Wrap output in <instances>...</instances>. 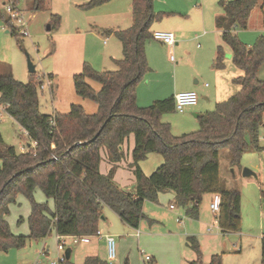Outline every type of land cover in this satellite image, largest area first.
<instances>
[{
    "label": "trees",
    "instance_id": "1",
    "mask_svg": "<svg viewBox=\"0 0 264 264\" xmlns=\"http://www.w3.org/2000/svg\"><path fill=\"white\" fill-rule=\"evenodd\" d=\"M107 1L91 0L87 6ZM32 3L33 11L46 9L45 0ZM257 3L258 0L218 2L221 12L215 17V27L221 41L230 48L232 64L242 71L233 80L239 90L216 103L213 110L197 115L195 131L179 136L173 135L170 124L162 119L175 112L174 96L155 100L146 107L136 102L137 84L149 71L145 44L152 39V22L160 17L153 12L152 0H130V26L112 31L122 52V57L114 61V70L97 71L84 62L81 72L72 76L76 95L96 104L93 114L74 104L66 114H42L33 75L23 83L10 73H0V104L5 105L6 114L16 121L29 141L35 143L34 147L28 144L29 149L20 153L12 146L0 147V250L22 248L27 239H44L52 229L57 235L93 234L103 218V207L114 212L123 224L136 229L146 218L144 201L156 202L158 194L166 191L174 194V201L186 209L189 218L197 217L204 194L218 193L221 201L216 221L220 232L239 230L240 193L221 187L218 157L222 149H227L230 162L237 163L243 153L260 149L264 76L260 77L259 71L264 65V33L248 47L233 31L235 27L246 28ZM5 23L11 35L20 36L8 19ZM58 24V16L51 15L49 30ZM223 60L222 47L218 46L213 67L222 69ZM88 80L98 83L99 90L95 91ZM130 135L134 138L130 164L134 187L127 190L115 184L113 171L123 157L122 148ZM101 151L111 164L105 175L99 170ZM150 153L159 154L163 163L146 176L139 163ZM36 188L52 200V210L47 203L34 200ZM18 194L30 205L26 236L14 235L5 219ZM187 239L199 256L197 242L192 237ZM260 263L264 264V233L260 237ZM61 264L73 263L69 259ZM81 264L108 263L97 256H86ZM191 264L202 262L198 258ZM207 264H222L220 255L212 254Z\"/></svg>",
    "mask_w": 264,
    "mask_h": 264
},
{
    "label": "rangeland",
    "instance_id": "2",
    "mask_svg": "<svg viewBox=\"0 0 264 264\" xmlns=\"http://www.w3.org/2000/svg\"><path fill=\"white\" fill-rule=\"evenodd\" d=\"M89 1L45 0L46 9L42 11L32 10V0L16 1L18 10L27 21L28 36H14L6 32L8 14L5 6L0 5V73H10L23 83L28 82L31 75L35 80L39 76L43 82L48 76L51 77L52 91L37 88L39 112L42 114H66L71 104L81 106L87 114L95 113L97 106L92 100L76 95L72 76L81 72L84 62L97 71L114 70V61L122 57L120 42L112 31L130 26V0H109L88 7ZM217 1L152 0L153 12L160 17L152 22L150 31H163L159 29L165 24V18L174 15L180 24L177 34L182 33L184 40L174 39L177 45L174 44L170 51L173 61L169 60V50L164 44L154 39L147 41L149 71L137 84L136 99L140 107H146L155 100L168 98L170 93H161L166 87H171L174 81L178 86H183L185 83L194 84L196 80L193 86L197 103L185 107L182 113L175 111L164 117L175 136L195 131L198 127L195 115L214 109L215 102L211 97L218 84L217 73L220 70L228 71V61L232 64L230 48L220 42L215 28V17L221 12ZM53 14L58 16L59 24L47 31L46 26ZM238 31L244 32V29L239 28ZM255 38L256 35L248 33L250 42H245V45L252 46ZM218 46L222 47L224 53L226 67L223 69L213 67ZM28 60L34 66V74L27 70ZM87 82L95 91L99 90L98 83L92 80ZM0 138V147L12 146L17 153L22 151V146L31 144L16 121L3 111L1 104ZM133 139V135H130L125 141L123 157L113 171L115 184L127 190L134 187L130 167ZM258 146L259 150L243 153L237 163L230 162L227 149L219 152L221 187L240 193L239 230L224 234L220 232L216 215L209 209L207 194L202 196L195 219L186 215V209L174 201V194L170 191L159 193L156 202L145 200L143 213L146 218L136 228L138 237L134 235L135 228L124 225L114 212L103 207L101 211L105 219L100 220L98 229L115 239L116 256L112 264H191L198 258L202 264H207L211 254H219L222 264H261L260 237L264 233V127L259 129ZM101 158L99 170L105 175L111 164L103 151ZM162 163L159 154L150 153L139 163V167L148 176ZM243 169L250 170L254 175L242 176ZM33 197L37 203L48 202L50 206V201L39 188L35 189ZM169 205L175 208L171 210ZM8 209L5 219L11 232L26 236L29 202L18 194ZM19 218L22 221L19 222ZM188 237L194 238L199 245V256L191 248ZM92 243L70 245V262L81 264L86 251L95 252ZM101 246L105 247L104 243H100ZM100 250L104 251L106 258L105 248ZM61 255L62 252L57 250L56 234L51 231L44 239H27L22 248L0 250V264H50L54 261L59 264ZM145 256L150 258L148 262L144 260Z\"/></svg>",
    "mask_w": 264,
    "mask_h": 264
},
{
    "label": "built area",
    "instance_id": "3",
    "mask_svg": "<svg viewBox=\"0 0 264 264\" xmlns=\"http://www.w3.org/2000/svg\"><path fill=\"white\" fill-rule=\"evenodd\" d=\"M5 10L8 14V20L10 25L16 30V32L19 35L28 36V31L26 28L27 21L23 18L22 14L18 10L16 6L15 0H9L5 3ZM151 37L154 40L160 41L162 44H164L168 50H169V60L173 61V55L170 52L171 48L175 44L174 36L171 32L167 31H153L151 33ZM35 73V72H34ZM33 73V74H34ZM37 78V88L40 90H43L47 88L48 90H51V77L46 78V82H43L39 76L35 77ZM52 91V90H51ZM50 91V92H51ZM197 103V94L192 91H180L177 92L174 95V104H175V111L176 112H183L184 108L187 106H193ZM3 111L5 112V105L1 104ZM6 113V112H5ZM264 121V118H263ZM26 135V133L24 132ZM27 136V135H26ZM31 147L35 146V143L31 142ZM29 149L28 144L26 146H22V151L25 152ZM220 195L218 193H214L211 195V200L209 203V209L210 211L215 214V218H217V214L219 212L220 208ZM175 207L173 205H169V209H174ZM177 222H180L177 220ZM208 230H211L210 228ZM136 237L139 235L138 229L135 230ZM102 239L105 244V250H106V262L108 264H112V261L115 259L116 256V243L113 236L101 232L99 229H97L93 234L90 235H57V250L62 252V255L58 258L59 264H61L63 261H65V250L69 248L70 245H76V244H88L93 239ZM144 260L148 262L150 258L148 256H145ZM50 264H56V262H50Z\"/></svg>",
    "mask_w": 264,
    "mask_h": 264
},
{
    "label": "crops",
    "instance_id": "4",
    "mask_svg": "<svg viewBox=\"0 0 264 264\" xmlns=\"http://www.w3.org/2000/svg\"><path fill=\"white\" fill-rule=\"evenodd\" d=\"M16 1H18V0H16ZM219 1L220 0H218L217 3ZM177 18L174 15L171 16V17L168 16L167 18H165V21H164L165 24L162 25V27L159 30H163V31L171 32V33L174 32L175 35L172 33L173 36H174V39L184 40L183 37H182V33H178L177 34V28H178V25H180L176 21ZM238 29L239 28L235 27L233 29V31L237 35L238 39L244 44H245V42H246V44H249V42H250V40L248 41V33H249V35H256V37L258 35L264 33V0H258L257 5L251 10L250 15H249V17L247 19V25H246V28L244 29V32L243 31H238ZM115 30H117V29H115ZM6 32H8V31H6ZM217 33H218V39L220 40V42H222L218 30H217ZM146 44H145V56H146ZM175 45H177V42H175ZM226 65H227L228 71H226V72H224V70H220L219 72L217 71L218 72L217 73V75H218L217 76L218 84H217L216 88L214 89V93H213V95L211 97L214 100L215 104L218 103V102H222V101L227 100L231 95H233L234 93H236L239 90V85L236 84L235 82H233V80L235 78L241 76L242 75V71L240 69L236 68L233 64H230L229 61L226 63ZM226 65L224 64V61H223V68L226 67ZM259 76L260 77L264 76V65L260 68ZM196 83H197V81L195 80L194 84H196ZM194 84L185 83L183 86H178L176 84V81H174L173 85L171 87H166L164 89V93H161V94L163 95V94L170 93L172 96H174L177 92H180V91H188V90L195 91V88L193 86ZM204 86L207 87V84L205 83ZM136 95H137V93H136ZM136 102H137V99H136ZM180 113H182V112H180ZM164 117H165V115L163 116L162 119L165 122H168V120L164 119ZM195 117H197V116H195ZM128 144H129V141H128ZM228 154H229V152H228ZM115 178H117L116 174H115ZM220 183H221V181H220ZM125 189H126V187H125ZM211 195L212 194H207V196H208L207 202L208 203L211 200ZM48 200L50 201V206H49L48 202H47V205L52 210L53 209L52 200L51 199H48ZM191 219H195V218H191ZM51 231H54V229H52ZM208 231H210V230H208ZM14 235H17V234H14ZM56 238H57V234H56ZM93 239H94V240H92L93 243L91 241H90V243L93 244V248H94L93 250H95V252L86 251L85 257L86 256H97L99 259L105 261L106 258L104 257L105 256L104 255V251L100 250L101 248H103V249L105 248L104 246L100 247V243H104L103 240L102 239L99 240V239H96V238H93ZM90 243H88V244H90Z\"/></svg>",
    "mask_w": 264,
    "mask_h": 264
},
{
    "label": "water",
    "instance_id": "5",
    "mask_svg": "<svg viewBox=\"0 0 264 264\" xmlns=\"http://www.w3.org/2000/svg\"><path fill=\"white\" fill-rule=\"evenodd\" d=\"M0 5H5V0H0ZM49 29L50 28L47 25L46 26V30L49 31ZM27 70L31 74H33L35 72L34 66L31 64V62L29 60L27 61ZM195 116H197V115H195ZM101 129H102V127L98 130V132L96 133V135L94 136V138L100 133ZM88 142H85V143H88ZM79 144L80 143H76L75 145H79ZM250 175H254L253 172H251L250 170H247V169H243L242 176L247 177V176H250ZM102 220H103V218H102ZM70 255H71V249L70 248H67L65 250V260H69L70 259Z\"/></svg>",
    "mask_w": 264,
    "mask_h": 264
}]
</instances>
